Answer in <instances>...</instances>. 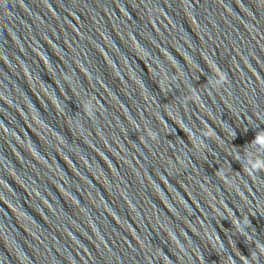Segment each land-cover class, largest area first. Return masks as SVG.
<instances>
[{
	"label": "water",
	"instance_id": "95a60500",
	"mask_svg": "<svg viewBox=\"0 0 264 264\" xmlns=\"http://www.w3.org/2000/svg\"><path fill=\"white\" fill-rule=\"evenodd\" d=\"M262 131L264 0H0V264H264Z\"/></svg>",
	"mask_w": 264,
	"mask_h": 264
},
{
	"label": "clouds",
	"instance_id": "9594fccd",
	"mask_svg": "<svg viewBox=\"0 0 264 264\" xmlns=\"http://www.w3.org/2000/svg\"><path fill=\"white\" fill-rule=\"evenodd\" d=\"M252 148L255 152H249L247 156V170L251 173L264 171V158H261L258 153L264 152V131L257 133L256 138L252 141ZM259 165V166H258Z\"/></svg>",
	"mask_w": 264,
	"mask_h": 264
}]
</instances>
